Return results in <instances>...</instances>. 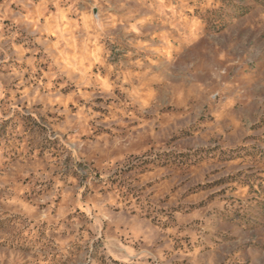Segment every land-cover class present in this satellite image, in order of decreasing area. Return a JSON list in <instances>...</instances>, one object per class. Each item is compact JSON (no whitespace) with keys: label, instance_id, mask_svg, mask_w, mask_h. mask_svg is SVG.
Listing matches in <instances>:
<instances>
[{"label":"clouds","instance_id":"clouds-1","mask_svg":"<svg viewBox=\"0 0 264 264\" xmlns=\"http://www.w3.org/2000/svg\"><path fill=\"white\" fill-rule=\"evenodd\" d=\"M0 264H264V0H0Z\"/></svg>","mask_w":264,"mask_h":264}]
</instances>
